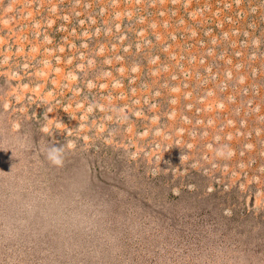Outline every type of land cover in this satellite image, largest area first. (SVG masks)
<instances>
[{"label": "rangeland", "instance_id": "374dc122", "mask_svg": "<svg viewBox=\"0 0 264 264\" xmlns=\"http://www.w3.org/2000/svg\"><path fill=\"white\" fill-rule=\"evenodd\" d=\"M0 264H264V0H0Z\"/></svg>", "mask_w": 264, "mask_h": 264}, {"label": "clouds", "instance_id": "9594fccd", "mask_svg": "<svg viewBox=\"0 0 264 264\" xmlns=\"http://www.w3.org/2000/svg\"><path fill=\"white\" fill-rule=\"evenodd\" d=\"M55 163H60V161L59 160H56Z\"/></svg>", "mask_w": 264, "mask_h": 264}]
</instances>
